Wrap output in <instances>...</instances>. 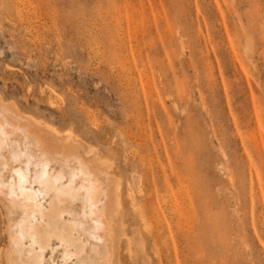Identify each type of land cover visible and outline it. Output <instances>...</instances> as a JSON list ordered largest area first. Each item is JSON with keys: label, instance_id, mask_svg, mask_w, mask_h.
Masks as SVG:
<instances>
[{"label": "rangeland", "instance_id": "rangeland-1", "mask_svg": "<svg viewBox=\"0 0 264 264\" xmlns=\"http://www.w3.org/2000/svg\"><path fill=\"white\" fill-rule=\"evenodd\" d=\"M0 93L117 177L143 156L163 227L120 197L125 264H264V0H0Z\"/></svg>", "mask_w": 264, "mask_h": 264}, {"label": "bare ground", "instance_id": "bare-ground-1", "mask_svg": "<svg viewBox=\"0 0 264 264\" xmlns=\"http://www.w3.org/2000/svg\"><path fill=\"white\" fill-rule=\"evenodd\" d=\"M78 143L71 131H61L23 111L0 93V207L8 238L2 255L5 264H125L120 197L132 205L137 229L158 234L162 220L150 196L143 194V179L149 174L143 156L131 162V176L122 174L125 180L121 181L122 175L111 172L109 167L114 166L108 161L95 156L87 162ZM131 185L138 204L132 201ZM134 237L135 250L143 252V238Z\"/></svg>", "mask_w": 264, "mask_h": 264}]
</instances>
